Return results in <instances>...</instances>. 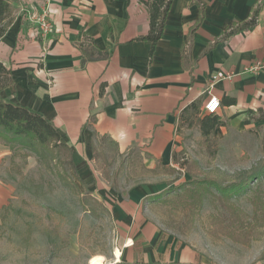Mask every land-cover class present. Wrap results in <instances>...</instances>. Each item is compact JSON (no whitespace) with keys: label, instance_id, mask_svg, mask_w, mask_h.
Masks as SVG:
<instances>
[{"label":"crops","instance_id":"1","mask_svg":"<svg viewBox=\"0 0 264 264\" xmlns=\"http://www.w3.org/2000/svg\"><path fill=\"white\" fill-rule=\"evenodd\" d=\"M203 1V22L191 32L199 7L173 0L151 57L152 44L140 40L150 29V9L141 0H11L14 21L0 41V63L11 69L14 84L0 98L48 121L71 147L79 182L110 207L118 240L102 264H216L147 215L153 191L122 196L107 188L93 151L97 138H107L122 154L145 155L149 165L173 162L182 111L200 100L199 118L210 116L204 111L209 95L220 100L215 116L225 123L214 133L264 138V70L246 72L264 63V0ZM258 6L254 27L221 40ZM45 11L54 32L39 41L35 18ZM85 39L107 55L85 62ZM218 72L234 77L212 82ZM3 149L0 142V159Z\"/></svg>","mask_w":264,"mask_h":264},{"label":"rangeland","instance_id":"2","mask_svg":"<svg viewBox=\"0 0 264 264\" xmlns=\"http://www.w3.org/2000/svg\"><path fill=\"white\" fill-rule=\"evenodd\" d=\"M177 135L178 163L152 165L137 151L122 154L111 140L97 138L95 170L118 195L137 188L163 192L158 200L147 199V215L211 262L264 264V138L230 131L206 139L198 120L179 123ZM0 142L6 148L0 159V264L109 259L118 232L105 201L75 174L69 179L55 163H41L27 150ZM204 181L223 186L245 181L247 187L227 198L214 188L180 187Z\"/></svg>","mask_w":264,"mask_h":264},{"label":"trees","instance_id":"3","mask_svg":"<svg viewBox=\"0 0 264 264\" xmlns=\"http://www.w3.org/2000/svg\"><path fill=\"white\" fill-rule=\"evenodd\" d=\"M200 9V17L197 23L191 28V32H194L203 22L205 3L203 0H194ZM150 9V29L147 36L141 38L142 41H147L152 44L150 56L152 57L158 42L161 40L168 13L170 11L173 0H141ZM13 5L11 0H0V41L7 34L9 27L13 24ZM260 13V6L255 8L248 20L240 23L239 25H231L229 32H225L221 40L227 37L247 31L257 24V20ZM86 46V47H85ZM81 50L84 55V61H92L93 59H100L107 55V52H100L93 47L92 42L85 39L81 44ZM183 48V55L185 53ZM14 82L11 77V69L5 67L0 63V90H4ZM201 101H195L188 107H186L180 117L179 122H187L190 125L195 120H198L202 135L209 139L214 131L224 126L217 116L210 115L199 118ZM91 123H95L94 116L91 118ZM94 139L98 136L93 134ZM0 138L5 142V145L9 146L12 150L19 147L22 150H27L29 153L35 155L39 162L55 163L60 167L65 175L72 179L71 174L76 175V167L72 158V150L69 145L61 141V137L57 130L43 117L35 114L19 104L13 105L5 102L0 98ZM174 164L178 163L177 154H173ZM264 169V167L262 168ZM258 175V174H257ZM77 177V175H76ZM255 174L248 176L247 179L254 178ZM78 179V178H77ZM246 179V180H247ZM79 180V179H78ZM245 180V181H246ZM238 182L229 186H223L216 182H201L196 183L186 182L180 187L186 190L188 186H193L195 190H201V188H214L221 195L229 197L233 196V193L240 194L245 191L247 187L246 182ZM163 192L157 194L151 199L158 200L162 197Z\"/></svg>","mask_w":264,"mask_h":264},{"label":"built area","instance_id":"4","mask_svg":"<svg viewBox=\"0 0 264 264\" xmlns=\"http://www.w3.org/2000/svg\"><path fill=\"white\" fill-rule=\"evenodd\" d=\"M36 27L34 30V36L39 41H44L49 38V36L54 32L53 23L51 21V15L49 11L42 12L39 16L35 18ZM264 70V63L257 62L250 68L246 70L248 73L258 74ZM234 77L233 74L218 72L212 76L211 81L216 82L220 80H229ZM221 108L220 100L213 95H209L205 104L204 111L207 115H215Z\"/></svg>","mask_w":264,"mask_h":264},{"label":"bare ground","instance_id":"5","mask_svg":"<svg viewBox=\"0 0 264 264\" xmlns=\"http://www.w3.org/2000/svg\"><path fill=\"white\" fill-rule=\"evenodd\" d=\"M92 264H102V261L100 259H96Z\"/></svg>","mask_w":264,"mask_h":264}]
</instances>
